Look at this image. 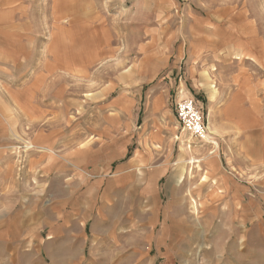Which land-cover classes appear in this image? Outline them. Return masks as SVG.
I'll return each mask as SVG.
<instances>
[{
  "label": "rangeland",
  "instance_id": "rangeland-1",
  "mask_svg": "<svg viewBox=\"0 0 264 264\" xmlns=\"http://www.w3.org/2000/svg\"><path fill=\"white\" fill-rule=\"evenodd\" d=\"M0 264H264V0H0Z\"/></svg>",
  "mask_w": 264,
  "mask_h": 264
},
{
  "label": "built area",
  "instance_id": "built-area-1",
  "mask_svg": "<svg viewBox=\"0 0 264 264\" xmlns=\"http://www.w3.org/2000/svg\"><path fill=\"white\" fill-rule=\"evenodd\" d=\"M176 114L180 125L192 138L201 142L208 141V126L193 97L186 95L179 98L176 104Z\"/></svg>",
  "mask_w": 264,
  "mask_h": 264
},
{
  "label": "bare ground",
  "instance_id": "bare-ground-1",
  "mask_svg": "<svg viewBox=\"0 0 264 264\" xmlns=\"http://www.w3.org/2000/svg\"><path fill=\"white\" fill-rule=\"evenodd\" d=\"M194 161V160H193ZM192 164V163H191Z\"/></svg>",
  "mask_w": 264,
  "mask_h": 264
}]
</instances>
